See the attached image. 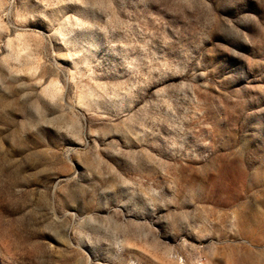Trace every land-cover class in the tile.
I'll list each match as a JSON object with an SVG mask.
<instances>
[{
  "label": "rangeland",
  "instance_id": "obj_1",
  "mask_svg": "<svg viewBox=\"0 0 264 264\" xmlns=\"http://www.w3.org/2000/svg\"><path fill=\"white\" fill-rule=\"evenodd\" d=\"M0 264H264V0H0Z\"/></svg>",
  "mask_w": 264,
  "mask_h": 264
}]
</instances>
